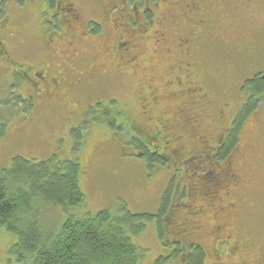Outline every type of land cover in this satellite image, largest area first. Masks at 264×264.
<instances>
[{"label": "flooded vegetation", "instance_id": "flooded-vegetation-1", "mask_svg": "<svg viewBox=\"0 0 264 264\" xmlns=\"http://www.w3.org/2000/svg\"><path fill=\"white\" fill-rule=\"evenodd\" d=\"M30 1L0 0V87L6 95L0 107L7 102L15 115L36 114L72 96L79 123L94 108L100 124L131 132L134 159L148 169L146 183L161 170L167 173L156 211L143 214L151 218L145 226L198 230V219L209 212L221 235L209 245L204 239L193 242L205 256L203 264L207 258L219 261L225 245L229 257H236L234 264H264V239L258 244L241 231L250 203L246 175L256 170L264 177V134L251 121L257 103L247 107L251 91L241 81L234 110L217 106L218 93L201 58L208 48L243 64L255 54L262 58L264 0H95L99 19L82 18L84 0H36L45 31L40 46L50 54L44 59L31 46L10 44L16 33L9 28L11 18L26 11ZM142 35L148 37V53L135 54ZM153 56L165 69H140ZM135 92L139 120L130 117L129 101L115 97ZM90 98L95 103L80 102ZM172 100L182 105L175 112L163 105ZM214 116L219 124L209 130ZM5 118L1 134L13 120L5 123ZM259 162L263 165L256 167Z\"/></svg>", "mask_w": 264, "mask_h": 264}, {"label": "rangeland", "instance_id": "rangeland-1", "mask_svg": "<svg viewBox=\"0 0 264 264\" xmlns=\"http://www.w3.org/2000/svg\"><path fill=\"white\" fill-rule=\"evenodd\" d=\"M37 2L36 0L30 1L26 11L12 16L9 28L15 30L16 33L14 41L10 44L21 42L31 46L39 52L40 58L44 59L50 54L46 55L44 47L40 46V39L45 31L41 21L43 16H40L42 5ZM81 14L83 19H99L101 14L97 1L84 0ZM142 37L143 39L139 43L140 48H137L135 54L140 51L148 53L150 45L148 37L147 35H142ZM213 45L211 44V46ZM87 49L90 52L97 51L96 48L90 46ZM213 53L211 48H208L201 55L206 63V71L209 72L207 81L213 82L214 90L218 93L217 106L222 107L229 104V111L232 112L235 107L234 103L237 101V89L245 75L247 74L246 77H248L251 76V73H264V51L261 61L255 54V57L244 62L245 66L243 61L238 60L234 55H225L219 58L217 54L212 55ZM218 53L223 54L222 52ZM153 58L151 63H145V66H141L140 69L146 67L150 70H164L166 65L160 63L157 57L153 56ZM247 59L249 58L247 57ZM234 63L238 67H235ZM135 78L137 76L131 79L130 84ZM4 89V86L0 87V100L2 101L6 97V95L3 96ZM135 95L136 92L130 97L126 95V98H119L116 95L115 97L121 101L124 99L129 101L130 117L139 120V101L135 100L138 99ZM95 101V98H90L80 102L93 104ZM73 103L74 97L72 96L62 98L57 106H50L36 114L21 110V112L17 111L15 115L11 112L7 102H3L2 106L4 107H0V119L2 115L6 118L13 117L4 134L0 133V169L9 168L12 159L16 157L35 162L56 157L60 161L75 160L79 164L78 185L84 196V201L77 207L49 206L43 213L40 211L38 217L43 236L46 238L52 236L70 218L82 219L88 215H95L99 211L107 210L112 216L122 219L128 212L132 216L140 215L137 221L125 225L127 236L139 252L137 264H151L159 257H164L161 264H180V260L170 258L172 248L163 247L160 244L156 228L149 224L145 226L147 221L141 216L156 211L162 196L163 185L167 181V173L161 170L153 176L151 181L146 183L149 178L147 176L148 169L141 161L134 159L131 132L127 128L119 130L100 124V116L94 108L92 113L87 117L84 116L86 121L79 123L77 113H75L77 107L75 108ZM177 103L176 100H172L163 105L167 106L166 108L171 112H175L177 107H182ZM228 115L226 114V117ZM252 116H254L251 119L253 127L258 130L259 126V131L262 130L261 132L264 134V107L258 108ZM218 124L217 117L214 116L209 121L207 129L212 130ZM260 137L261 134H257L256 138ZM262 165L263 163L259 162L256 167ZM244 187V194L249 198L250 203L246 205L244 211L246 227L241 231H245L246 238H251L253 242L260 244L264 239V177L256 170L253 173L249 172L246 175ZM198 222L201 226L197 230L200 240L204 238L208 245L212 244L216 239L210 233L214 225L213 217L209 212H204ZM138 227H143V229L134 233ZM15 241V236L7 233L0 226V264H22L9 253ZM226 248V245L222 247L223 252L219 261L207 258L206 264H234L236 257H229L225 251Z\"/></svg>", "mask_w": 264, "mask_h": 264}, {"label": "trees", "instance_id": "trees-1", "mask_svg": "<svg viewBox=\"0 0 264 264\" xmlns=\"http://www.w3.org/2000/svg\"><path fill=\"white\" fill-rule=\"evenodd\" d=\"M263 75L255 72L242 79L244 89L251 91L248 108L255 107L257 102L258 108L264 104ZM137 146L141 149L135 144ZM79 170L77 161H60L56 157L39 162L16 157L9 168L0 169V226L16 238L9 253L22 264H137L139 252L127 236L125 225L137 221L140 215L126 212L120 219L103 210L82 219L70 218L52 236H43L40 211L43 213L49 206L71 208L83 203L84 196L78 185ZM169 194L170 191L162 197V209L168 204ZM142 217L145 221L151 219L147 215ZM142 229L138 227L134 233ZM211 229L214 237L221 235V230ZM193 230L158 227L156 234L163 247L172 248L170 258L180 260V264H203L205 256L193 243L196 238L200 239V234ZM204 245L206 247V243ZM215 250L216 253L221 251L219 246ZM162 261L164 257H159L151 264Z\"/></svg>", "mask_w": 264, "mask_h": 264}, {"label": "water", "instance_id": "water-1", "mask_svg": "<svg viewBox=\"0 0 264 264\" xmlns=\"http://www.w3.org/2000/svg\"><path fill=\"white\" fill-rule=\"evenodd\" d=\"M263 78H264V75H263Z\"/></svg>", "mask_w": 264, "mask_h": 264}]
</instances>
